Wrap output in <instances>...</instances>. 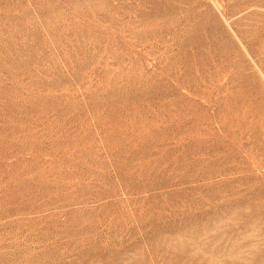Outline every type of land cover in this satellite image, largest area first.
<instances>
[{"label": "rangeland", "instance_id": "374dc122", "mask_svg": "<svg viewBox=\"0 0 264 264\" xmlns=\"http://www.w3.org/2000/svg\"><path fill=\"white\" fill-rule=\"evenodd\" d=\"M0 264H264V0H0Z\"/></svg>", "mask_w": 264, "mask_h": 264}]
</instances>
